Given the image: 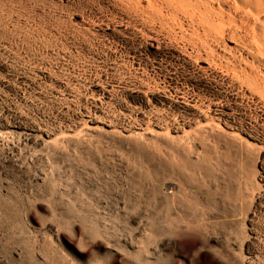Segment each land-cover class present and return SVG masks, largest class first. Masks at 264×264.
<instances>
[{
  "label": "rangeland",
  "instance_id": "obj_1",
  "mask_svg": "<svg viewBox=\"0 0 264 264\" xmlns=\"http://www.w3.org/2000/svg\"><path fill=\"white\" fill-rule=\"evenodd\" d=\"M195 1L0 0V264H264V2Z\"/></svg>",
  "mask_w": 264,
  "mask_h": 264
},
{
  "label": "bare ground",
  "instance_id": "obj_2",
  "mask_svg": "<svg viewBox=\"0 0 264 264\" xmlns=\"http://www.w3.org/2000/svg\"><path fill=\"white\" fill-rule=\"evenodd\" d=\"M166 1L168 4H182V1L184 0H164ZM228 1V0H227ZM181 2V3H180ZM226 2V1H225ZM237 2V1H236ZM264 2V0H263ZM224 3V2H223ZM238 3V2H237ZM194 4H203L202 2H200L199 0H196ZM213 4V3H212ZM221 4V3H220ZM261 9V8H260ZM213 15V13H212ZM197 20V19H196ZM262 22V21H261ZM263 26V25H262ZM255 36V34H254ZM253 46V45H252ZM185 50V49H184ZM246 97V96H245ZM190 106V105H189ZM144 131V130H143ZM242 140V139H241ZM160 188V187H159ZM177 187L174 185V186H167L165 185V187L161 188L160 190L162 191L161 194L166 197H172V201L174 202L175 201V195H176V192H177ZM180 192V191H179ZM178 198V197H177ZM170 200V199H169ZM171 202V201H170ZM175 206V205H174ZM174 244V243H173Z\"/></svg>",
  "mask_w": 264,
  "mask_h": 264
}]
</instances>
